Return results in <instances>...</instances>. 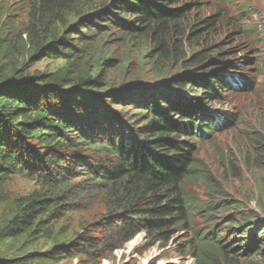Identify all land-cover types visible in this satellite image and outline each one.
I'll use <instances>...</instances> for the list:
<instances>
[{"label":"trees","instance_id":"trees-1","mask_svg":"<svg viewBox=\"0 0 264 264\" xmlns=\"http://www.w3.org/2000/svg\"><path fill=\"white\" fill-rule=\"evenodd\" d=\"M5 1L0 264H102L141 234L164 248L183 233L198 264H239L238 256L264 264V220L229 205L224 191H205L202 199L186 188L200 178L215 186L196 158L198 144L239 122L230 112L198 106L258 92L249 70L255 58L262 67L258 58L223 57L225 38L235 35L246 45L239 29L218 34V23L229 26L222 10L186 24L201 0ZM250 6L242 5L238 19ZM112 36L124 47L125 70L136 52L140 67L159 79L109 80L104 67L117 62L108 47ZM123 102L139 107L131 113L137 119L102 110ZM252 137L239 139L264 163V134ZM15 179L35 187L13 196Z\"/></svg>","mask_w":264,"mask_h":264},{"label":"rangeland","instance_id":"rangeland-1","mask_svg":"<svg viewBox=\"0 0 264 264\" xmlns=\"http://www.w3.org/2000/svg\"><path fill=\"white\" fill-rule=\"evenodd\" d=\"M97 1L102 2L104 0ZM106 1L110 2V0ZM188 1L190 3L199 2L198 0ZM5 2L8 5H16L19 2L22 3V0H6ZM27 2L28 0H24V3ZM244 4H250L254 9H250L252 12L249 15L238 19L243 12L242 5ZM220 10L226 17L229 26L226 27L225 24L218 23L217 31L220 32L218 34L222 35V33H230L239 29L241 31L240 38L246 45L244 46L235 35L225 38L223 40L225 47L221 49L225 54L223 57L228 61H234L238 57L248 56L254 58L256 56L262 67L255 65V58L254 66L249 68V70H251V74H253L254 79L258 83L256 85L258 92H244L241 95L238 93L227 94L228 96L219 103L207 102L198 106L203 110L212 106L222 112H230L232 115L237 116L239 122L235 126L229 127L226 131L214 134L205 142L198 144L200 150H198L196 158L199 164L203 166L201 169L204 168V172H209L212 175L215 186L200 178L196 184L188 185L186 188H189L188 190L194 189L202 199L205 198V191L215 195H217L215 189L224 191L228 195L226 198L228 202H226L229 205H236L241 212L258 215V218L264 220V163H261L262 160L255 159V155L248 149L247 141L239 139V136H243L246 140H249V137L253 136L252 140H254V136L257 137L264 134V0H238L233 3L223 0H201L199 4L191 7V11L187 15L186 24L194 22L195 19L215 15ZM250 29L256 31L252 32ZM221 35L216 39L222 41L221 39L224 37ZM108 47L110 51L116 50L115 57H117V62L114 65L104 67V72L109 80L148 83L159 79L160 75H156L149 69V66H146L145 70L140 67L136 52H134V58L136 59L130 65H127L128 68L125 70L124 65H122L125 60H123L124 47L121 45V41L114 39V36L110 37ZM249 48L250 51L248 50ZM37 66L42 68L43 65ZM176 72L179 74L184 73L179 68ZM228 75H231V73L228 72ZM138 108L131 107V103L123 102L119 104L112 103L109 108L102 110L107 112L110 117L114 114H119L123 118L134 120L138 116L131 113L139 112L140 109ZM146 120L141 118L138 122L142 125ZM251 148H254V146L251 145ZM247 153H250V155ZM230 163L233 165L229 168ZM34 187V182L28 179H15L9 183V191L13 196L26 195ZM197 230L204 231L205 228L200 223L197 226ZM183 235L174 237L163 248L160 244L151 245L144 234H141L126 244L123 249L115 251L102 264H198L197 258L193 257L190 250H186V247L182 244ZM181 248H184L185 251L179 254L178 252ZM235 261L239 264H248L247 261L239 258V256ZM72 264H77L76 260Z\"/></svg>","mask_w":264,"mask_h":264},{"label":"clouds","instance_id":"clouds-1","mask_svg":"<svg viewBox=\"0 0 264 264\" xmlns=\"http://www.w3.org/2000/svg\"><path fill=\"white\" fill-rule=\"evenodd\" d=\"M241 71H242V70H241ZM241 71H240V72H241ZM235 72H237V71H235ZM243 72H244V71H243ZM246 73H248V72H246ZM232 74H233V72H232Z\"/></svg>","mask_w":264,"mask_h":264}]
</instances>
